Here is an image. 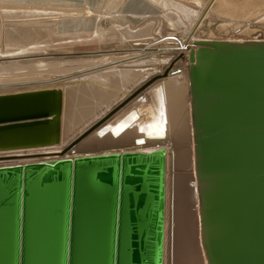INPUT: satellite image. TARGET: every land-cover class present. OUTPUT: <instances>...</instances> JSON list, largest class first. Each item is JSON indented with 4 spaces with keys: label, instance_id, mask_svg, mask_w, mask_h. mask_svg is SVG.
Returning a JSON list of instances; mask_svg holds the SVG:
<instances>
[{
    "label": "water",
    "instance_id": "obj_1",
    "mask_svg": "<svg viewBox=\"0 0 264 264\" xmlns=\"http://www.w3.org/2000/svg\"><path fill=\"white\" fill-rule=\"evenodd\" d=\"M195 44L205 262L264 264V40ZM61 108L58 88L0 94V152L58 144ZM165 154L118 149L0 165V264H163Z\"/></svg>",
    "mask_w": 264,
    "mask_h": 264
},
{
    "label": "bare ground",
    "instance_id": "obj_2",
    "mask_svg": "<svg viewBox=\"0 0 264 264\" xmlns=\"http://www.w3.org/2000/svg\"><path fill=\"white\" fill-rule=\"evenodd\" d=\"M69 1L0 0V94L58 88L62 102L60 142L0 152V158L17 159L0 165L49 155L163 148V264H206L196 192L189 55L195 57L202 48L196 41L264 40V0ZM210 2L215 18L224 22L259 21L243 37L222 35L221 26L214 33L208 27L201 30L202 15L210 16ZM51 11L57 14L50 23L5 25L12 19L47 18ZM4 47L32 54L5 58ZM179 54L182 60L173 61Z\"/></svg>",
    "mask_w": 264,
    "mask_h": 264
},
{
    "label": "rangeland",
    "instance_id": "obj_3",
    "mask_svg": "<svg viewBox=\"0 0 264 264\" xmlns=\"http://www.w3.org/2000/svg\"><path fill=\"white\" fill-rule=\"evenodd\" d=\"M71 1H73V0H71ZM71 1H69L68 4H69ZM212 2H213V1H212ZM212 2H210V6H209V7H210V8H209V9H210V16H208V15H205V16H204V14H203V15H202L203 17H201L202 20H203V25H202V24H201L202 26L200 25L201 28H202L201 30L207 29V27H208V29L211 28L210 30L214 33V31H216L215 29H217V28L220 29L221 27H223L224 30H225V33H224V30L221 29L220 31H221V34H222V35H223V34H225V35H229V33H230V35H231V32H232V34L234 33L233 35L236 34V36L243 37V35L245 34V32H246V31H249V30H250V27L253 26V24H256V23L259 21V19H258V20L253 21V22L250 21L251 23H249V21H246L244 18H242V20H238V23H239V24H236V23H237V22H236L237 19H232V20L229 19L228 22H227V21L224 22V21L222 20V17H219V19H218V18H215V15H214L213 11H211V10L214 9V8L212 9V7H211L212 4H213ZM71 3H74V2H71ZM71 3H70V4H71ZM211 3H212V4H211ZM67 9H70V7H68ZM207 9H208V8H207ZM207 9L205 10V13L208 12ZM47 12H48V11H47ZM51 12H52L51 16H49V17H47V18H44V17H43V18H41V17H40V18H39V17H35V18H31V19H30V18H29V19H28V18H24V19H19V20H18V19H17V20L12 19V20H8V21H6V23H5V22H4V23H5V25H6V24H11V21H12V22H13L12 24H13V25H16V23L18 24V23H20V22H32V23H35V22L40 21V20L45 21V22H47V23H50L51 21H53V20L56 19L55 16H56V14H57V11H51ZM51 12H50V13H51ZM53 12H54V13H53ZM55 12H56V13H55ZM211 12H212V13H211ZM214 12H216V11H214ZM54 14H55V15H54ZM205 17H206V18H205ZM213 18H214V19H213ZM27 19H28V20H27ZM51 19H52V20H51ZM50 20H51V21H50ZM219 20H220V21H219ZM221 20L224 22V23H223V26L221 25V24H222V21H221ZM1 21L3 22L4 19L1 18ZM15 21H16V22H15ZM17 21H18V22H17ZM239 21H241L242 23L239 22ZM9 22H10V23H9ZM217 22H218V23H217ZM229 22H230V25H229ZM246 22H247V24H246ZM207 23L210 25V27H209V25H208ZM210 23H211L212 25H211ZM225 23H226V24L228 23L230 29L227 27L228 25H226ZM231 23H232V24H231ZM234 23L237 25V27H236V26H233ZM217 24H218L219 26H218ZM243 24H244L246 27H245ZM238 25H241V26H238ZM247 25H248V26H247ZM220 26H221V27H220ZM249 26H250V27H249ZM263 26H264V24H263ZM225 27H226V28H225ZM234 27H235V28H234ZM243 27H244V28H243ZM240 28H241V29H240ZM247 28H248L249 30H248ZM226 29L229 30V32H228ZM236 29H237V30H236ZM238 29H239V30H238ZM243 29H246V30L244 31ZM232 30L235 31V32H233ZM238 31H239V32H238ZM226 33H227V34H226ZM237 33H238L239 35H238ZM241 33H242V34H241ZM240 34H241V35H240ZM168 36H169V35H168ZM170 36H171V35H170ZM173 37H174V36H173ZM215 38H216V37H215ZM219 39H221V38H219ZM184 46H185V45H184ZM150 47H151V46H150ZM191 47H192V46H191ZM143 48H145V47H143ZM15 49H16L15 47H13V48H8V49L4 47V48L2 49V52H4V53L2 54V56L5 57V58H9V57L16 58V57H18V56L20 57V56H22V55H30V54H32V53H30V52H21V51L18 53L17 51H18L19 49H18V48H17L16 50H15ZM179 49H181V47H179ZM5 50H9V52H8V51H5ZM11 50L15 51L16 54H15V53H11V54H10V51H11ZM182 51L187 52V50H182ZM6 52H7V53H6ZM8 53H9V55H8ZM22 53H23V54H22ZM17 54H18V55H17ZM15 56H16V57H15ZM19 57H18V58H19ZM18 58H17V59H18ZM96 60H99V59H96ZM180 60H182V57H181V55L179 54V56H177V57L175 58V60H173V61L176 62V61H180ZM185 60H186V56H185ZM110 115H111V114H110ZM110 115L108 114V116H105V118H103V119L100 121L99 124H102L104 121H106L107 118H108ZM106 117H107V118H106ZM99 124H98V125H99ZM86 133H87V132H86ZM80 139H81V138L77 139L76 142H78ZM76 142L73 143V144H76ZM18 159H22V158H18ZM7 160H17V159H13V158L0 159V161H7ZM175 174H177V173L175 172ZM173 227H174V229H175V226H173ZM173 235H174V232H173Z\"/></svg>",
    "mask_w": 264,
    "mask_h": 264
}]
</instances>
